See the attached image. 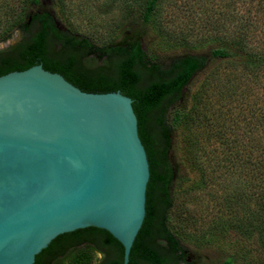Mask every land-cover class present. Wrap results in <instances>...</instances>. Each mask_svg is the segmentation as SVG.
<instances>
[{
	"label": "trees",
	"instance_id": "trees-1",
	"mask_svg": "<svg viewBox=\"0 0 264 264\" xmlns=\"http://www.w3.org/2000/svg\"><path fill=\"white\" fill-rule=\"evenodd\" d=\"M158 2L145 0L143 24L151 20ZM17 6L19 16L6 26L0 37L7 39L13 28L21 30V37L0 49V75L40 63L44 69L61 74L83 91L119 90L131 98L138 135L149 164V179L145 216L130 248L127 264H180L186 257V249L167 220L173 203L172 191H179L181 185L179 167L170 160V151L173 132L196 122L189 108L197 105L198 91L190 95L192 106L181 107L178 103L192 76L206 64V56L182 53L163 62L144 50L139 36L133 32L124 33L117 42L99 45L86 36L62 31L54 14L41 0H18ZM249 25L239 26L242 33L239 29L240 32L231 37L215 36L213 41L218 45L209 51L213 58L232 64L233 70L228 73L231 84L237 82L240 71L252 82L264 78V38L255 41L246 35L244 31ZM98 61L100 63L95 64ZM248 86L250 88L251 84ZM249 112L244 125L232 129L229 138L223 131H216L214 135L220 139L223 150L217 152L220 147L216 145L214 153H207V157L217 163H228L234 170L246 168L248 187L252 189L247 204L256 208L251 209L247 218L240 219L238 227L247 239L257 230L258 243L264 248V99ZM186 141L192 146L186 159L191 170L197 173L191 186L196 189L205 184L203 161L206 156L195 146V137H187ZM181 163L187 165L183 159ZM229 225V221H224L218 223L217 228L225 232ZM102 250H105L103 259L91 263V253ZM122 259V245L106 230L90 226L57 235L35 255L33 264H122ZM220 264L236 263L229 258Z\"/></svg>",
	"mask_w": 264,
	"mask_h": 264
},
{
	"label": "water",
	"instance_id": "water-1",
	"mask_svg": "<svg viewBox=\"0 0 264 264\" xmlns=\"http://www.w3.org/2000/svg\"><path fill=\"white\" fill-rule=\"evenodd\" d=\"M148 179L130 97L83 91L40 63L0 75V264H33L57 235L90 226L127 264Z\"/></svg>",
	"mask_w": 264,
	"mask_h": 264
},
{
	"label": "rangeland",
	"instance_id": "rangeland-1",
	"mask_svg": "<svg viewBox=\"0 0 264 264\" xmlns=\"http://www.w3.org/2000/svg\"><path fill=\"white\" fill-rule=\"evenodd\" d=\"M17 3L18 0H0V36L19 16ZM41 3L54 14L62 31L86 36L99 45L117 42L124 33L133 32L139 36L144 50L163 62L182 53L206 56V64L192 76L178 103L181 107L192 106L190 95L198 91L197 105L189 108L196 122L178 128L172 136L170 160L178 164L181 185L179 191H172L173 203L167 215L169 228L179 234L182 246L194 255L197 264H220L229 258L236 264H264L258 231L254 230L247 239L238 227L239 221L256 208L247 204L252 189L248 187L246 168L234 170L228 163H217L207 157L220 144L214 135L216 131H223L229 138L232 129L244 125L249 109L258 107L264 99L263 77L252 82L238 69L237 82H228L232 64L210 55V49L218 45L213 38L231 37L240 32L239 26L248 23L251 25L244 33L255 41L263 39L264 0H159L146 24L142 23L145 0H41ZM20 37L21 30L13 28L7 39L0 37V49ZM190 136L197 139L195 146L206 156L205 184L196 189L191 186L197 173L186 159L192 150L186 141ZM220 150L222 147L217 148V152ZM182 159L187 165H182ZM224 221L230 225L225 232H219L218 223ZM101 256L92 252L90 262H98Z\"/></svg>",
	"mask_w": 264,
	"mask_h": 264
},
{
	"label": "flooded vegetation",
	"instance_id": "flooded-vegetation-1",
	"mask_svg": "<svg viewBox=\"0 0 264 264\" xmlns=\"http://www.w3.org/2000/svg\"><path fill=\"white\" fill-rule=\"evenodd\" d=\"M105 250L99 251L98 253H100L101 256V260L103 259L104 255L103 252ZM181 264H197V262L195 261L194 255L190 254L189 252L186 251V257L185 259L181 262Z\"/></svg>",
	"mask_w": 264,
	"mask_h": 264
}]
</instances>
